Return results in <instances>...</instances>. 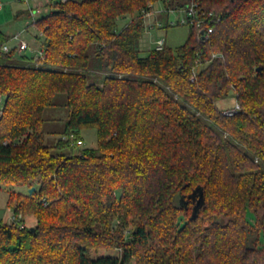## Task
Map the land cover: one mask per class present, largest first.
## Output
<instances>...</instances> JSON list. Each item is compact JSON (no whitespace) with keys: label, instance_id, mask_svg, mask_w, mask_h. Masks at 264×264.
Masks as SVG:
<instances>
[{"label":"trees","instance_id":"obj_1","mask_svg":"<svg viewBox=\"0 0 264 264\" xmlns=\"http://www.w3.org/2000/svg\"><path fill=\"white\" fill-rule=\"evenodd\" d=\"M157 1L185 2L53 0L33 23L41 66L0 52V186H27L8 207L35 221L0 223V264H264V0H199L220 19L211 37L190 28L143 56ZM59 94L69 114L50 147ZM231 94L227 116L216 102ZM86 130L95 148H78ZM110 248L122 257L88 255Z\"/></svg>","mask_w":264,"mask_h":264},{"label":"rangeland","instance_id":"obj_2","mask_svg":"<svg viewBox=\"0 0 264 264\" xmlns=\"http://www.w3.org/2000/svg\"><path fill=\"white\" fill-rule=\"evenodd\" d=\"M61 1V0H58ZM41 4V5H40ZM28 5L35 7L36 5L40 9V13L33 20L31 15L18 18L17 15L21 12L28 13ZM173 5L171 8H174ZM56 8L52 5H48L46 0L31 1L29 4L19 0H0V31L6 36H12L18 34L25 42L30 46V52L32 50H41L44 48L43 38L40 37V32L33 24L37 19L48 15ZM178 14L168 13L165 11V7L161 1H157L153 4V14L145 16V32L140 40V46L142 49V55L145 56L149 51L153 50L156 46V41L161 38L166 40V45L175 50L182 46L189 34L190 27L186 25H169V22H174L177 19ZM130 20L129 16L121 18L118 21L119 28H123ZM11 47H14L17 43L13 39L8 43ZM26 52L28 58L31 57V53ZM29 61H32L29 60ZM18 63V62H17ZM26 62H22L24 64ZM21 64V63H20ZM219 110H231L236 106V98L234 94H231L228 98L222 99L216 102ZM68 109L66 107V96L59 94L54 99V106L46 108L44 111V125L43 134L44 142L47 146L54 147L58 140L63 137L66 122L68 119ZM83 144L78 148H95L96 136L93 130H86L82 133ZM77 148V150H78ZM56 151V150H53ZM21 192L28 194L27 186H0V223L12 224L14 222L13 210L8 207V192ZM189 212L183 213L184 218H188ZM20 224H24L26 227H34L35 221L32 216L17 217ZM18 223V220L14 222ZM128 231L126 230V233ZM157 242V241H156ZM156 245V243H155ZM121 248L100 249L98 251L91 250L88 255L90 257H98L102 255H113L122 257ZM128 264H136V259H132Z\"/></svg>","mask_w":264,"mask_h":264},{"label":"built area","instance_id":"obj_3","mask_svg":"<svg viewBox=\"0 0 264 264\" xmlns=\"http://www.w3.org/2000/svg\"><path fill=\"white\" fill-rule=\"evenodd\" d=\"M22 2H25L29 4L31 1H38V0H19ZM53 0H46V3L48 5L51 4ZM62 2H66L67 0H61ZM41 5V4H40ZM28 10L30 12L31 17L33 20L36 18V16L40 13V9L36 5L35 7H30L28 5ZM150 11L144 14L145 16H150L153 14V4L149 5ZM165 11L168 13H176L178 14L177 19H175L174 22H169V25H186L190 28H194L196 30V36L197 39L200 41H206L208 40L211 35L214 33V27L215 24H217L220 19L217 17L214 13L210 12L208 15H205L200 11L199 8V0H185L183 4L180 7H175V8H165ZM35 22V21H34ZM40 35H42L40 33ZM14 41H16V46L11 47L9 44H5L0 46V52L3 53H9L11 50L14 48L18 53H26L30 52V46L27 42H25L18 34L14 35L12 37ZM156 50H162L164 46L166 45V40L164 38L159 39L156 41ZM31 53V52H30ZM33 54V61L36 66H41L43 62L45 61L46 54L45 50H32ZM217 55L213 54L212 59L216 58ZM198 65L202 64L200 61L197 62ZM196 73V68L193 69V76L192 79L195 77ZM2 98L0 97V109L2 108ZM238 109V105L235 106V109L233 108L232 110H226L225 114L227 116H232L235 112V110ZM83 144L82 141L78 142V145L81 146ZM15 220L19 222V219L14 218Z\"/></svg>","mask_w":264,"mask_h":264},{"label":"crops","instance_id":"obj_4","mask_svg":"<svg viewBox=\"0 0 264 264\" xmlns=\"http://www.w3.org/2000/svg\"><path fill=\"white\" fill-rule=\"evenodd\" d=\"M14 36V35H13ZM9 37H12V36H9ZM16 46V45H15ZM27 53H21L20 55H22L23 57H21V62H26V63H34V61L32 60V61H29V60H31V59H33V54H31V57L30 58H28V56L26 55ZM18 57V56H17Z\"/></svg>","mask_w":264,"mask_h":264},{"label":"water","instance_id":"obj_5","mask_svg":"<svg viewBox=\"0 0 264 264\" xmlns=\"http://www.w3.org/2000/svg\"><path fill=\"white\" fill-rule=\"evenodd\" d=\"M261 70V68H258L257 69V71H260ZM35 191V188L33 187V188H31L30 190H29V193L30 194H32L33 192ZM203 202V200H202V197L199 199V201H198V206L201 204ZM32 230H34V229H32Z\"/></svg>","mask_w":264,"mask_h":264}]
</instances>
